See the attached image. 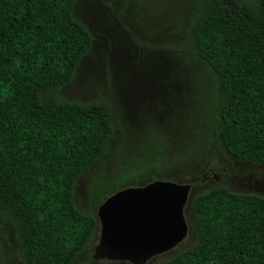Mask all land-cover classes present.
<instances>
[{"label": "trees", "instance_id": "trees-1", "mask_svg": "<svg viewBox=\"0 0 264 264\" xmlns=\"http://www.w3.org/2000/svg\"><path fill=\"white\" fill-rule=\"evenodd\" d=\"M74 1L0 0V228L11 220L24 264H71L98 226L94 213L75 206L73 186L106 153L111 109L102 99L54 96L92 43L72 16ZM193 3L191 45L223 91L207 140L218 139L235 159L264 163V0ZM161 151L153 144L108 180L94 181L91 203L166 178ZM183 216L194 241L148 264H264L263 196L216 184L189 195Z\"/></svg>", "mask_w": 264, "mask_h": 264}, {"label": "rangeland", "instance_id": "rangeland-1", "mask_svg": "<svg viewBox=\"0 0 264 264\" xmlns=\"http://www.w3.org/2000/svg\"><path fill=\"white\" fill-rule=\"evenodd\" d=\"M71 12L86 27L92 43L72 79L54 96L106 101L113 127L106 153L74 183L73 202L81 212H96L89 198L94 181L108 180L153 144L168 164L164 179L190 181L189 195L222 184L234 192L264 197V163L235 159L218 139L207 140L223 91L191 45L193 0H75ZM186 224L187 234L180 242L144 264L190 245L195 233L191 222ZM97 239L98 226L87 250L71 264H130L91 261ZM0 243L3 264H24L9 218L0 228Z\"/></svg>", "mask_w": 264, "mask_h": 264}, {"label": "water", "instance_id": "water-1", "mask_svg": "<svg viewBox=\"0 0 264 264\" xmlns=\"http://www.w3.org/2000/svg\"><path fill=\"white\" fill-rule=\"evenodd\" d=\"M189 183L153 179L113 191L97 206L98 239L92 257L144 264L187 234L183 208Z\"/></svg>", "mask_w": 264, "mask_h": 264}, {"label": "flooded vegetation", "instance_id": "flooded-vegetation-1", "mask_svg": "<svg viewBox=\"0 0 264 264\" xmlns=\"http://www.w3.org/2000/svg\"><path fill=\"white\" fill-rule=\"evenodd\" d=\"M213 177H214V175H213ZM215 178H217V176L215 175Z\"/></svg>", "mask_w": 264, "mask_h": 264}]
</instances>
